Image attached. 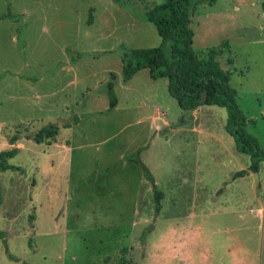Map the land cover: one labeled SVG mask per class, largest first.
I'll list each match as a JSON object with an SVG mask.
<instances>
[{
  "label": "rangeland",
  "instance_id": "obj_1",
  "mask_svg": "<svg viewBox=\"0 0 264 264\" xmlns=\"http://www.w3.org/2000/svg\"><path fill=\"white\" fill-rule=\"evenodd\" d=\"M165 2L0 0V152L22 139L8 159L21 169L0 172V264H264V162L233 180L251 160L226 130V108L206 106L217 117L194 134L192 110L166 78L155 99L146 70L114 87L122 109L91 114L110 102L106 79L122 72V55L161 44L145 15ZM191 3L199 58L231 40V85L264 148V0ZM157 106L169 120L159 131ZM137 151L165 193L158 215L128 159Z\"/></svg>",
  "mask_w": 264,
  "mask_h": 264
},
{
  "label": "trees",
  "instance_id": "obj_2",
  "mask_svg": "<svg viewBox=\"0 0 264 264\" xmlns=\"http://www.w3.org/2000/svg\"><path fill=\"white\" fill-rule=\"evenodd\" d=\"M119 1V0H116ZM216 0H198V3H214ZM195 6L191 0H166L155 5L146 12V19L155 24L162 42L157 47L133 48L129 52L134 59H129L128 52L122 55L123 80L125 82L144 68L150 70L152 78H167L168 89L183 110H193L202 105H217L224 107L228 113L227 131L234 137L239 152L250 156V165L238 170L233 178L243 177L251 172L258 173L264 161V148L261 147L252 134L246 130L247 118L238 103V92L232 87L230 80L233 74L234 58L225 55L224 51L211 48L207 58H199L194 49V30L191 26ZM227 41L223 43L226 48ZM115 73L111 74L108 83L110 97L109 109L117 105V95L114 89ZM44 131L36 137L38 142ZM57 134V132H55ZM18 137L12 138L15 143ZM18 148L0 152V172L8 169L20 170V166L8 163L14 157ZM130 161L140 164L147 180L152 184L155 197V212L158 215L162 209L163 191L156 184L155 177L140 158V151L128 156ZM111 166L107 169L110 170ZM107 170V171H108ZM0 231V238L5 239ZM11 258H15L9 253Z\"/></svg>",
  "mask_w": 264,
  "mask_h": 264
},
{
  "label": "crops",
  "instance_id": "obj_3",
  "mask_svg": "<svg viewBox=\"0 0 264 264\" xmlns=\"http://www.w3.org/2000/svg\"><path fill=\"white\" fill-rule=\"evenodd\" d=\"M219 2V0H216L214 3H212V4H210V3H207V4H210V5H217V3ZM225 41H227V43H228V45H227V47L225 48L224 46H223V43L225 42ZM219 50H222V51H224V53H227V51H231V40H224L223 42H222V49H219ZM225 55H227V54H225ZM83 57H81L78 61H76L75 63H67V65H68V67L70 68V69H77L76 68V66H77V64H78V62L82 59ZM130 59V58H129ZM122 65H123V63H122ZM146 70H148L146 73H147V75H149V77H150V79H152L151 80V82H150V88H149V92H150V94L153 96V97H155V99H158V97H160L161 95H159L158 94V91H159V86H158V80L159 79H161V78H159V79H154V78H152V76H151V74H150V70L148 69V68H144V69H142V70H140L138 73H136L133 77H132V79H130L129 81H127V82H125L124 80H123V70H122V72H120V71H115V70H112V71H109L110 72V76H109V79H106V82H107V84L109 83V81L111 80V74L112 73H115L116 74V76H117V78L114 80V87L116 86H121V87H123V88H130L131 87V85H132V82H133V80L136 78V77H138V75L142 72V71H146ZM234 70H236V69H234L233 68V73H234ZM89 76V75H88ZM232 76H233V74H232ZM167 79V78H166ZM232 79V78H231ZM230 83H231V80H230ZM166 87H167V91L169 92V89H168V79H167V85H166ZM166 87H165V89H166ZM163 89H164V86L162 87ZM115 89V88H114ZM236 89V88H235ZM237 90V89H236ZM115 92H116V95H117V105H116V107L115 108H113V109H109V106H110V102L104 107V108H98V109H90V111H91V114H101V115H106V114H112V112H115V111H119L120 109H122V107H123V101H122V99H121V97L119 96V94L117 93V91L115 90ZM237 92H238V103H239V105H240V107H241V109L243 110V112H244V114L246 115V118H247V122H246V128H248V124L250 123V121H251V118L248 116V113L245 111V109L243 108V106L241 105V102H240V100H239V90H237ZM170 93V92H169ZM109 95V94H108ZM171 95V94H170ZM148 98V100L150 101V98L151 97H147ZM124 106H126V105H124ZM206 106H211V105H202V106H200V107H198V108H196V109H193L192 110V115H193V119H194V121H193V124H192V129H191V132H193L194 134H198V133H206V131H207V129L206 130H202V121L203 120H208L209 122H212L216 117H217V114L215 113V111L214 110H212V109H210L209 110V112L208 113H206V114H204V112H205V107ZM217 106V105H216ZM220 107V106H219ZM157 109L155 110V111H157L158 112V114H154V113H152L150 116H149V120L152 122V124L153 125H155V129L157 130V131H159V129L161 128V126H164V125H167L168 123H169V120L168 119H166V117H167V113H166V111H164V112H161V113H159V107L157 106L156 107ZM184 111H188V110H184ZM201 117L203 118L202 120H201ZM227 120H228V113H227ZM226 124H227V121H226ZM227 130V129H226ZM208 131H210V129L208 130ZM212 134V133H211ZM20 140H22L21 138L20 139H18V141H17V144H16V148H18V150L20 149L19 148V146L20 145H18V142L20 141ZM235 140V139H234ZM55 142H57V139H56V141H54L53 143H55ZM52 144V143H51ZM55 144H57V143H55ZM56 147H59V148H62L63 146H60V145H57ZM235 147H236V143H235ZM236 150L238 151V149H237V147H236ZM239 152V151H238ZM18 153V152H17ZM240 153H242V152H240ZM213 155V158L214 159H218L219 158V154H217V153H213L212 154ZM264 162V161H263ZM262 162V163H263ZM250 165V164H249ZM248 168V167H247ZM260 172V171H259ZM253 173V172H252ZM234 175V174H233ZM233 177V176H232ZM239 178V177H238ZM237 179V178H236ZM236 179H234L233 178V180H236ZM186 183V182H185ZM157 184V183H156ZM158 187V186H157ZM152 189H153V187H152ZM224 193V189L223 188H220L217 192H216V194H223ZM165 196V193L163 192V197ZM163 199V198H162ZM16 263H23L21 260H19V257L18 256H16L14 259H13ZM26 264H31V263H26Z\"/></svg>",
  "mask_w": 264,
  "mask_h": 264
}]
</instances>
